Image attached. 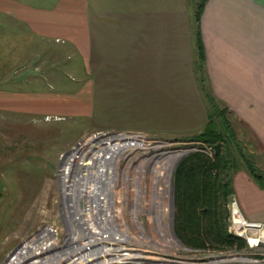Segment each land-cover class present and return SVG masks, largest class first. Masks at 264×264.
<instances>
[{
	"label": "crops",
	"instance_id": "crops-1",
	"mask_svg": "<svg viewBox=\"0 0 264 264\" xmlns=\"http://www.w3.org/2000/svg\"><path fill=\"white\" fill-rule=\"evenodd\" d=\"M195 4L0 0L2 16L57 44L54 53L48 44L40 45L43 87L15 92L1 85L9 77L0 83V113L83 115L92 124L95 113L103 111L109 125L97 121L90 130L187 134L201 132L219 110L245 130L246 151L258 150L263 160L264 0H204L197 21ZM27 67L17 79L37 81ZM154 110L158 116L174 114L177 123L165 130L141 127L154 121ZM189 110L194 113L183 119L182 112ZM14 131L0 130V165H9ZM232 192L247 219L264 222V187L245 170L232 173Z\"/></svg>",
	"mask_w": 264,
	"mask_h": 264
},
{
	"label": "rangeland",
	"instance_id": "rangeland-1",
	"mask_svg": "<svg viewBox=\"0 0 264 264\" xmlns=\"http://www.w3.org/2000/svg\"><path fill=\"white\" fill-rule=\"evenodd\" d=\"M200 2L201 0H195L196 4L193 5L194 15L198 12ZM194 20L197 21L196 16ZM29 30L28 26L24 24L23 26L21 24L19 25L10 19V17H4L2 16V12L0 13V83H4L10 78L9 82L1 85L6 89H13L15 92L24 91L26 89L29 90V88L37 90L38 88L36 87L44 86L40 77L44 70L41 68L38 69L40 64L37 66L40 60V45L45 47V45L48 44L49 53H54L57 48V44L54 43L53 39L42 37L41 40ZM32 60H34L33 63ZM27 62L30 63L28 64ZM52 64H54V62L50 61V65ZM25 67L28 68L27 72H34L38 75L37 81L29 83L28 80L27 83H25V77L17 79V76H19L21 72L26 71ZM55 71L56 70L53 68L49 70V73L51 74ZM69 77V79H72V76ZM51 89L54 91V88ZM39 104L40 102L36 103V106H40ZM153 113L154 121L151 124H141V127L165 130L170 128L173 122L177 123L178 121V117L176 118L172 113L170 115L162 114L160 116L155 114L156 110H154ZM176 113L178 115L181 114L179 111ZM191 113H194V111L189 110L182 112V118L184 119L186 117L185 115H190ZM9 114L10 113H0V130L12 129L15 130L14 132L16 133V139L12 145L13 149L11 148L13 152L11 151L8 158L9 165H0V264H7L15 253L29 242V240L46 232V230H50V227L54 230L55 238L59 242L66 241L64 247L67 249L66 251L72 253L76 249V238L74 240L73 238L76 234V228H79L76 227V224L83 226V224H86V220L83 219L81 222L79 216L76 219H72L73 215L80 214L76 212L75 194H67L69 196L67 200L70 203L68 207L65 204L67 197H64L65 205L62 203L63 198L59 194V186L62 190L64 186L61 184L58 185L55 174L58 157L87 133L104 131L102 129L90 130L89 127L97 121L99 124L105 126L109 125L105 121V114L103 111L96 112L92 124L91 118L83 115L72 118L71 116L57 117L53 115L44 116L42 114H33V116L25 114H10L9 116ZM210 116L215 130L222 135L219 141H217L218 139H215L213 142L198 140L196 136L200 133L199 130L187 134L159 131L145 133L157 138L174 140L178 143L175 145L176 147L188 149L187 153L177 162L173 173L171 212L169 216L171 222L170 236L175 235L174 218L177 212L178 199H183V204H180V208H183L182 215L191 218L189 227L192 231V235H194V237L201 236L206 245L204 247H188L196 250L221 249L232 251L234 245L238 248L242 247L233 243L232 246L222 247V245H220L221 247L217 248V243L208 239L205 234V231H207L206 229H209L210 225L211 227L216 225V220L224 222L226 229L232 234L229 207L232 197L235 198L236 196L232 190H229V194L224 197L223 192L213 180L216 176V167L217 169L224 167L221 171L223 176H220V178L224 179L227 175V178L232 181V173L234 172H232V164H234V166L243 165L239 151H236L238 149L233 148L232 133L228 131L227 124H230V127L235 131L237 137L233 139V143L236 142V145L241 148L243 154L253 158L260 168H264V157L262 156L263 160H260L261 158L258 154L261 153L258 150L257 152L253 151V153L246 151L248 140L245 130L241 125L237 123L232 124L230 119L226 117L220 118L219 110L213 112ZM141 117L148 120L145 112H141ZM203 129L206 128L204 127ZM215 146H217V149H215ZM60 150H62V152L59 153ZM182 160H184V162L189 161L185 165L186 171L184 175L181 176V179L177 178L175 186L176 168ZM165 166L167 167V165ZM170 168H172V166H170ZM210 183L213 188L212 190H207V185ZM117 198L119 199L118 196ZM120 199L121 203L116 201V203L120 204L114 206V217L112 218L109 216L112 226L105 224L103 227L107 229L112 227L115 231L119 232V229L125 230L126 234L132 239L138 241L144 240L146 243L147 239L145 234H150L154 239L158 238V235L155 233L156 231L152 229L151 224L147 220L148 215L138 211V205L142 203L140 198L127 194V196H122ZM119 205L121 206L120 209ZM135 205L137 206L135 207L137 211L133 210ZM61 208L62 210H66L67 216H71L69 220L64 218ZM83 213L85 218H93L91 208H87ZM68 221L75 223L71 230L70 227L73 223ZM138 221L141 222L143 227ZM135 224L139 228H142L140 230L145 233V238L139 235V231ZM165 234L168 236L167 233ZM131 245L134 247V244ZM16 246L17 249L8 256L9 252ZM31 246L32 245L26 247L24 251ZM47 247L52 246H50V244L45 245L44 249ZM141 248L142 251L144 250L143 255H145L146 259H152L151 261L158 258L162 259V251H158L156 248L149 246L148 243ZM172 248L174 249L175 247L173 246ZM57 249L58 250L51 249L46 252V254L51 255L61 248ZM23 252L21 254H23ZM35 253L38 252L31 249V252L18 262V264L22 263L29 255L30 257L33 254L35 255ZM175 254L180 255V253L174 250L170 252L167 250L166 255L168 258L165 260H172ZM7 256L8 258L6 259ZM163 257L166 258L165 255ZM5 259L6 261H4Z\"/></svg>",
	"mask_w": 264,
	"mask_h": 264
},
{
	"label": "built area",
	"instance_id": "built-area-1",
	"mask_svg": "<svg viewBox=\"0 0 264 264\" xmlns=\"http://www.w3.org/2000/svg\"><path fill=\"white\" fill-rule=\"evenodd\" d=\"M176 144L178 143L174 140L153 137L143 131L104 130L87 133L58 157L55 174L58 185L64 186L63 190L59 186V194L65 196L76 193L78 209H80L78 202L86 201L87 207L91 206L93 217L97 216L100 221L99 217L108 216V219L109 215L114 217V206L121 203L122 196L131 194L140 198L142 203L138 205V211L148 215L147 220L156 231L158 238L154 239L150 234H145L135 224L139 235L145 238V234L148 245L162 251V259L153 261L165 264H264V222L247 219L236 197H232L229 207L231 231L234 236L243 239L242 248L234 245L232 251L196 250L184 245L175 235H173L174 238L170 236L169 216L173 173L177 162L188 150L176 147ZM95 155L103 157L106 161H97L92 167L90 176L82 178L84 168L87 169L90 166ZM168 157H175L172 168L169 169L164 161ZM135 207L137 206L135 205L133 210H136ZM64 211L62 210L64 218L69 220L71 216H67ZM77 217L73 215L72 219ZM50 229L54 232L52 227ZM108 230H110L108 232L116 233L117 236H122L123 233L126 235L125 238L130 237L124 232L125 230L118 233L112 228ZM107 243L89 244L86 250L79 251L77 255L75 252L66 259V262L69 264H133L134 261L142 259L152 260L146 259L143 255L144 250L142 251L141 247L147 244L144 240L128 238L121 243V246ZM131 244H134V247ZM167 250L169 252L174 250L180 255L175 254L172 260H165L168 258ZM164 255L166 258L163 257ZM45 256L48 255L45 254Z\"/></svg>",
	"mask_w": 264,
	"mask_h": 264
},
{
	"label": "bare ground",
	"instance_id": "bare-ground-1",
	"mask_svg": "<svg viewBox=\"0 0 264 264\" xmlns=\"http://www.w3.org/2000/svg\"><path fill=\"white\" fill-rule=\"evenodd\" d=\"M174 159H175V157L174 158L173 157L172 158L168 157V158L165 159V162L167 164V168L168 167L170 168V166L173 165ZM97 161L105 162L106 160L103 157H99V156L95 155L94 156V160L91 162L90 166L87 169L84 168L82 178H88L90 176L92 167L94 166V164L97 163ZM85 167H86V165H85ZM74 194L76 195V193H74ZM60 196H62V198H63V202H62L63 204H64V199H65L64 197H67L66 201H65V204L68 207V205H70V203L67 200L69 198V196L68 195L63 196L62 194H60ZM76 201H77V199H76ZM93 202L95 203V201H93ZM78 203L80 205V209H78V206L76 204V212L80 213V214L76 215V216H79V220L81 222H82L83 219H85L86 220V224H83V226L82 225L80 226L79 224H76V227H79V228H76V234H75V231H74L75 235H74L73 240L76 238V245H75L76 249L72 253H69L68 251H66L67 249L64 247V244H65L66 241L65 242L64 241L63 242H59L55 238L54 232L50 229V230H46V232L41 233L38 236H36V237L32 238L31 240H29V242H27L22 248H20L15 253V255L10 259V261L7 264H18V262H20L24 257L27 256V254H29V252H31V249H33V251H36L38 253H35V255L33 254L31 257L29 255L20 264H62L63 262L66 263V264H69V263L66 262V259L69 256L73 255L75 252H76V255H77V253L79 251L86 250L87 249V245H89V244H92L94 242H96V243L105 242L106 244H108L107 242H111V243H115L114 244L115 246H121L122 245L121 243H123L126 239H128V238L131 239V237L125 238L126 235H124L123 233H122V236L121 235L117 236L116 233L108 232L110 230L106 229V227H103L105 224H108V225L112 226L110 217H109V219L107 217H105V216L102 217V218L99 217V219H101V221L98 220L97 217H93L91 219L90 218H88V219L85 218V215H84L83 212H85V210L87 208L88 209L91 208V206L87 207V202L84 201V200H81ZM67 211H69V210H67ZM65 213H66V210H65ZM88 221H89V223H88ZM98 228H101V230H98ZM110 228H112V227H110ZM140 229H142V228L140 227ZM112 230H114V229L112 228ZM119 230L121 232L122 229H119ZM117 232H119V231H117ZM106 233H107V235H105ZM67 237H68V233H67ZM67 237H66V240H67ZM49 244L52 247H47L46 249H44L45 245H49ZM30 245H32V246L27 248L24 251V249L26 247L30 246ZM57 248H63V250H59L56 253H53V254L48 255V256H45L46 252L50 251L51 249L58 250ZM22 252H23V254H21ZM106 254H108V253H106Z\"/></svg>",
	"mask_w": 264,
	"mask_h": 264
},
{
	"label": "trees",
	"instance_id": "trees-1",
	"mask_svg": "<svg viewBox=\"0 0 264 264\" xmlns=\"http://www.w3.org/2000/svg\"><path fill=\"white\" fill-rule=\"evenodd\" d=\"M203 2H204V0H201L200 4L198 6V8H199L198 12L195 14L196 18H199V14H200L201 9L203 7ZM200 82H202L201 88L203 89V85H204L203 79H201ZM221 117H223L222 114L220 115V118ZM227 126H228L227 127L228 131H231V133H232L231 136H232V145H234L233 148L238 149L236 151H239V154L242 158V163H243V166L242 165L241 166H236V165L234 166V164H232V172L233 171L236 172L238 170L243 169L250 175V177L254 180V182L259 187H264V168L261 167L262 168L261 169L259 167L258 163L256 161H254L253 158L248 157L245 154H243L241 151V148L236 145V142L233 143V139H235L237 137L236 133L233 130V128L230 127V124L229 125L227 124ZM205 128L206 129H203V131H201L196 136V138L198 140L203 141V142H213L215 139L216 140L218 139L217 141H219L222 138V135L220 134V132L215 130V126H214L213 122H211V118L208 119V122H207ZM215 149H217V146H215ZM232 151H233V149H232ZM186 158H188V157H186ZM188 161L184 162V160H182L178 164V166L176 168V173H175V186H176L177 178L181 179V176L184 175V173L186 171L185 165L187 164ZM218 161H221V160H218ZM181 164H182V166H181ZM180 167H181V169H180ZM223 168L217 169V167H216V176L214 177L213 180H214V182L217 183V185L219 186V189H221V191L223 192L224 197H226L229 194V190L230 191L232 190L231 189L232 181L227 178V175L224 177V179L220 178V176H223V174L221 173ZM218 178H219V183H218ZM212 188H213L212 184L210 183L207 185L206 189L212 190ZM182 200L178 199L177 212H176V215L174 218V233H175L176 237L186 246L204 247V246H206L204 244V239L201 236L194 237V235H192V231L190 230V227H189L190 226L189 221L191 218H187V217H184V215H182L183 214L182 213L183 208L182 209L180 208V206H181L180 204H183ZM185 200H186V196H185ZM206 217H207V215H206ZM206 230L207 231H205V234H206L207 238L213 242H216L217 248L221 247L220 245H222V247L232 246L233 243L237 244L239 247L243 246V239L236 237L233 234H231L226 229V225L224 224V222H221L220 220H216V225H214L213 227H211V225H210L209 229H206Z\"/></svg>",
	"mask_w": 264,
	"mask_h": 264
},
{
	"label": "water",
	"instance_id": "water-1",
	"mask_svg": "<svg viewBox=\"0 0 264 264\" xmlns=\"http://www.w3.org/2000/svg\"><path fill=\"white\" fill-rule=\"evenodd\" d=\"M17 246H18V245H17ZM17 246H16L15 248H13V249L9 252L8 256H9L11 253H13V252L17 249ZM8 256L6 257V259L8 258ZM6 259H5L4 261H6ZM133 264H165V263H160V262H158V261H146L145 259H142L141 261H134Z\"/></svg>",
	"mask_w": 264,
	"mask_h": 264
}]
</instances>
